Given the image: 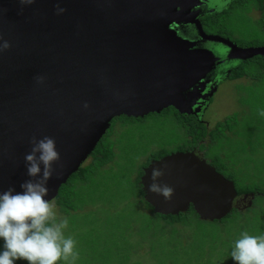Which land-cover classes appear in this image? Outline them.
<instances>
[{"label":"water","instance_id":"1","mask_svg":"<svg viewBox=\"0 0 264 264\" xmlns=\"http://www.w3.org/2000/svg\"><path fill=\"white\" fill-rule=\"evenodd\" d=\"M197 1L0 0V46L10 45L0 47V191H22L30 179L24 156L33 136L53 137L60 153L45 197L55 200L115 117L195 112L198 85L219 57L180 34V21L195 23L229 54H264L207 34L190 13ZM154 168L173 189L170 199L148 190ZM141 184L155 212L179 215L193 206L204 221L226 217L239 196L234 180L195 150L152 160Z\"/></svg>","mask_w":264,"mask_h":264},{"label":"trees","instance_id":"2","mask_svg":"<svg viewBox=\"0 0 264 264\" xmlns=\"http://www.w3.org/2000/svg\"><path fill=\"white\" fill-rule=\"evenodd\" d=\"M240 14L231 18L229 30L241 42L246 23ZM225 126L226 121H220L210 128L204 122L185 117L174 107L144 117H115L89 162L61 186L54 200L64 215L57 219L67 218L66 231L77 234L74 246H82L74 252L78 254L76 258L85 257L88 262L84 264H142L132 262V255L138 248L141 252L145 243L149 245L148 255L161 256V264H232L227 261L232 260L231 250L242 233L264 236V185L236 179L240 172L234 170L237 163L217 149L226 138ZM152 133L157 135L156 141ZM213 143L217 145L211 149ZM197 147L216 149L211 155L212 164L235 181L240 196L256 192L253 206L234 207L226 217L215 221L200 219L193 206L179 215L155 212L144 198V168L154 159ZM190 228L198 237L185 252L176 250L179 236ZM221 232L229 239H222ZM215 252H219L216 262L212 259ZM112 255L114 261L109 259ZM16 264L27 262L20 260Z\"/></svg>","mask_w":264,"mask_h":264},{"label":"clouds","instance_id":"3","mask_svg":"<svg viewBox=\"0 0 264 264\" xmlns=\"http://www.w3.org/2000/svg\"><path fill=\"white\" fill-rule=\"evenodd\" d=\"M31 2V0H27ZM10 45L4 41L2 48ZM264 116V110L259 111ZM31 151L24 156L27 175L30 179L20 184L22 191L9 187L0 191V264H16L23 260L27 264H57L61 258L75 259V241L65 238L63 230L68 226L67 218L58 220L54 200L45 199L49 193L47 186L56 169L53 165L60 161V153L55 139L50 136L30 140ZM43 166V167H41ZM163 171L152 170V183L148 190L165 199H170L173 189L158 182ZM235 264H264V236L241 234L230 253Z\"/></svg>","mask_w":264,"mask_h":264},{"label":"flooded vegetation","instance_id":"4","mask_svg":"<svg viewBox=\"0 0 264 264\" xmlns=\"http://www.w3.org/2000/svg\"><path fill=\"white\" fill-rule=\"evenodd\" d=\"M190 13H195L203 30L209 35H218L230 39L241 48L264 47V0H200L195 2ZM241 13V14H240ZM245 20V38L240 42L238 36L231 35L229 30L230 20L233 17H239ZM188 18V17H187ZM178 31L183 36L196 43V48L210 49L219 57V63H215L205 78L204 84L199 83L198 91L200 98L194 106L195 112L183 114L185 117L199 120L211 126L207 120V112L214 104L215 98L226 82H234V91L241 95L240 102L247 109L252 101L248 98L259 96L261 87H264V54L254 55L252 57H238L236 52L229 54V49L222 44L206 40L196 28L195 23L190 21H180ZM229 57L226 58V55ZM213 92V94H210ZM205 96L204 100L202 97ZM260 99V98H259ZM261 100V99H260ZM252 106V105H251ZM170 108V107H169ZM199 110V111H198ZM250 117L253 114L251 109ZM178 111V110H177ZM179 112V111H178ZM232 110L220 120H216L213 127L220 122L226 121V135H232V126L242 125L237 113ZM247 113V114H248ZM227 116V117H226ZM219 119V118H218ZM264 125V117L260 119ZM259 122V121H257ZM225 135V136H226ZM215 143L212 144L213 149ZM201 157H205V149L194 148ZM204 151V152H202ZM211 163V162H210ZM214 165V164H213ZM215 166V165H214ZM224 174V173H223ZM235 182V181H234ZM254 193V196L252 195ZM256 192H247L236 198V207L247 209L253 206L256 199ZM251 204V205H250ZM2 246V245H1ZM20 263V260L16 263Z\"/></svg>","mask_w":264,"mask_h":264},{"label":"rangeland","instance_id":"5","mask_svg":"<svg viewBox=\"0 0 264 264\" xmlns=\"http://www.w3.org/2000/svg\"><path fill=\"white\" fill-rule=\"evenodd\" d=\"M234 86V82H226L223 86H221L215 98L214 104L212 105L210 111L207 112L206 117L207 120L210 122V127H213L216 120L222 119L223 117H225V115L231 113L232 110L235 111L234 113L238 114L237 117H239L240 122L244 124L234 126L233 131H231L233 134L226 135V138H224L222 143L218 145L217 149H219L222 155L230 156V160L237 163L234 170L240 171L236 178L237 180H239V182L241 180H244L250 183H258L264 185V125L260 120L264 116L259 115V111L264 110V87H261V90L259 92V98L261 100L258 98V96L257 98H248V102L252 101V106L250 105L248 107L253 112L250 117V112L248 113L247 110L248 108H241L244 106V104L240 102L241 95L237 96L239 93L238 91H234ZM153 118L154 117H152L148 122H151ZM151 137L154 141H156L155 139L157 135L152 133ZM205 150L206 152L204 154L206 159L212 163L213 158L211 155H213L212 152H215L216 149L210 151L208 147ZM89 160L90 159L88 158L86 162H89ZM112 209L114 208L112 207ZM54 211L56 213V216H64L63 213L60 211L58 205H56ZM82 231H84V229H82L81 232ZM63 234L65 238L71 237L73 239L77 236L76 233H68L66 229L63 230ZM220 236L224 240L229 239V237H227V234L223 232H221ZM179 237L180 245H178L175 249L178 251L185 252V249L192 245L193 240L196 239V237L198 236L195 231L190 228L187 229V231H185V233L181 234V236ZM132 240L136 246L134 238ZM0 243L3 244V241L0 240ZM74 247L75 249H73V251L75 252L77 250H80L82 246L78 245ZM143 247L144 248L141 250V252H138L139 248L135 250L132 255V262L141 261L142 264H161V256H159V258H156L151 253H149L148 255L149 245L144 243ZM191 248L189 250H191ZM87 250H89L88 247L86 251ZM218 253L219 252H215V254L212 255V259L214 262H216L218 258ZM109 259L114 261V255L110 256ZM182 260H185V258H183ZM85 261V257H75V259H73V257L70 256L67 260L61 258V260L57 261V264H84ZM227 262L234 264L233 260Z\"/></svg>","mask_w":264,"mask_h":264}]
</instances>
